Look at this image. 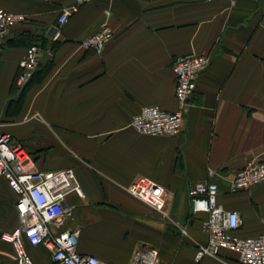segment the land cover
Instances as JSON below:
<instances>
[{
    "label": "crops",
    "instance_id": "crops-1",
    "mask_svg": "<svg viewBox=\"0 0 264 264\" xmlns=\"http://www.w3.org/2000/svg\"><path fill=\"white\" fill-rule=\"evenodd\" d=\"M71 3L0 0V9L25 17L0 43V133L22 145L37 170H73L83 195L66 198L67 226L80 230L77 251L128 264L137 247H152L160 264H197L205 215L192 213L189 190L209 179L208 169L218 174V205L241 218L235 234H264V184L238 194L227 187L247 163L264 161V0L92 1L58 26L60 7ZM105 9L114 36L98 56L78 42L99 29ZM30 45L39 49V73L18 102L19 62ZM189 54L210 63L183 131L135 133L130 122L142 107L177 111L172 64ZM139 177L169 194L167 219L124 190ZM15 201L0 179V236L17 224ZM27 252L35 264H55L42 246ZM219 256L198 264H239L233 253ZM0 264H15L1 238Z\"/></svg>",
    "mask_w": 264,
    "mask_h": 264
},
{
    "label": "built area",
    "instance_id": "built-area-1",
    "mask_svg": "<svg viewBox=\"0 0 264 264\" xmlns=\"http://www.w3.org/2000/svg\"><path fill=\"white\" fill-rule=\"evenodd\" d=\"M92 1L112 2L113 0H72L68 6L59 9L58 26L66 24L79 9ZM211 3L215 0H202ZM110 10H103L99 29L78 42L79 48L101 55L113 38L108 26ZM25 21L21 14L0 9V43L10 29ZM39 49L30 45L19 62L16 85L23 90L30 82L39 65ZM210 57L189 54L178 57L172 64L175 78L174 98L177 111L166 112L158 106H144L130 122L131 129L143 136L176 137L184 128L185 115L191 106L190 100L196 89L199 75L207 69ZM208 180L193 185L189 190L191 211L204 214L201 231L206 235L205 245L197 244L194 262L200 263L205 257L220 259L224 250L233 253L239 264H264V234L241 238L235 233L242 221L235 211H224L217 202L218 185L213 180L217 172L207 170ZM0 179L4 180L16 196L14 209L17 217L15 228L2 233V241L10 244L15 264H35L27 248L42 246L50 251L55 264H105L91 255L77 251L79 228H69L73 207L66 198L75 194L82 197L79 183L72 169L41 171L35 168L30 155L22 145L11 140V136L0 133ZM264 184V161L247 163L228 181V192L238 194ZM124 190L151 208L161 218H168L169 194L154 181L139 177ZM186 235L185 230H181ZM128 264H160L159 253L152 247H137Z\"/></svg>",
    "mask_w": 264,
    "mask_h": 264
},
{
    "label": "trees",
    "instance_id": "trees-1",
    "mask_svg": "<svg viewBox=\"0 0 264 264\" xmlns=\"http://www.w3.org/2000/svg\"><path fill=\"white\" fill-rule=\"evenodd\" d=\"M44 73H46V70L43 71ZM39 72L38 71H35V73L33 74V77L31 78L30 82L28 83V85L22 90V92L20 93V96H19V101L18 102H21L22 99L24 98V95H25V90L30 87L35 81H36V77L35 75L38 74Z\"/></svg>",
    "mask_w": 264,
    "mask_h": 264
},
{
    "label": "water",
    "instance_id": "water-1",
    "mask_svg": "<svg viewBox=\"0 0 264 264\" xmlns=\"http://www.w3.org/2000/svg\"><path fill=\"white\" fill-rule=\"evenodd\" d=\"M0 47H1V45H0Z\"/></svg>",
    "mask_w": 264,
    "mask_h": 264
}]
</instances>
